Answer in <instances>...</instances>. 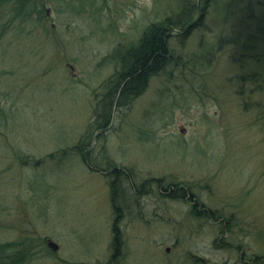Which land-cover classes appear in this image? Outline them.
<instances>
[{
	"label": "rangeland",
	"instance_id": "rangeland-1",
	"mask_svg": "<svg viewBox=\"0 0 264 264\" xmlns=\"http://www.w3.org/2000/svg\"><path fill=\"white\" fill-rule=\"evenodd\" d=\"M0 1V252L264 264V0ZM182 4L196 27L170 35L163 67L94 132L122 55Z\"/></svg>",
	"mask_w": 264,
	"mask_h": 264
},
{
	"label": "trees",
	"instance_id": "trees-1",
	"mask_svg": "<svg viewBox=\"0 0 264 264\" xmlns=\"http://www.w3.org/2000/svg\"><path fill=\"white\" fill-rule=\"evenodd\" d=\"M1 2V1H0ZM192 8L187 4H182L180 11L173 17L167 18L157 24H151L142 33L137 47L131 48L121 57V70L112 77L109 89L104 94L102 103L95 111L94 132L101 133L111 123L115 108H120L138 97L145 89L150 76L154 75L166 63L167 41L175 31L182 32L187 36L196 27L198 21L191 20ZM86 139V138H85ZM82 141V140H81ZM118 176V171H113ZM172 196L178 194L181 199L189 196V191L183 187H174ZM126 196V193H125ZM111 201H116V193H111ZM125 202V201H124ZM201 211V210H200ZM210 214L208 213L207 216ZM114 250H118L117 231H114ZM9 245V244H7ZM5 245L4 247H7ZM2 248V247H0ZM0 264H23L22 259L15 255H5L0 252Z\"/></svg>",
	"mask_w": 264,
	"mask_h": 264
},
{
	"label": "flooded vegetation",
	"instance_id": "flooded-vegetation-1",
	"mask_svg": "<svg viewBox=\"0 0 264 264\" xmlns=\"http://www.w3.org/2000/svg\"><path fill=\"white\" fill-rule=\"evenodd\" d=\"M155 182V181H154ZM156 184H157V191L159 192V194L161 195H166L167 197H171L172 196V192H175L174 191V186L171 185V186H168L169 184H167V187L164 188L163 187V182L161 181H156ZM143 186L141 187L143 189V187L146 185V183L143 182L142 184ZM185 189V187H183ZM149 187L147 186V189L145 191L146 195H152L153 192L151 189H149ZM186 190V189H185ZM188 190V189H187ZM193 195L192 193L189 192V196ZM173 199L177 198L176 194L175 196H172ZM178 199H181L180 197Z\"/></svg>",
	"mask_w": 264,
	"mask_h": 264
},
{
	"label": "bare ground",
	"instance_id": "bare-ground-1",
	"mask_svg": "<svg viewBox=\"0 0 264 264\" xmlns=\"http://www.w3.org/2000/svg\"><path fill=\"white\" fill-rule=\"evenodd\" d=\"M117 109H119V108H117ZM190 198H191L193 201H194V200L196 201L194 195H191ZM128 209H129V212H128V213H129V215H130V218H131V216H132L133 219H138V218L142 217V214H138V213H136V212H133L134 209H131L130 207H128ZM119 217H123V216L120 215ZM156 217H157V216H156Z\"/></svg>",
	"mask_w": 264,
	"mask_h": 264
},
{
	"label": "water",
	"instance_id": "water-1",
	"mask_svg": "<svg viewBox=\"0 0 264 264\" xmlns=\"http://www.w3.org/2000/svg\"><path fill=\"white\" fill-rule=\"evenodd\" d=\"M48 246H49L50 248H52L54 251L57 250V246H56V244H54V243H52V242H49V243H48ZM166 251H169L168 248L166 249Z\"/></svg>",
	"mask_w": 264,
	"mask_h": 264
}]
</instances>
